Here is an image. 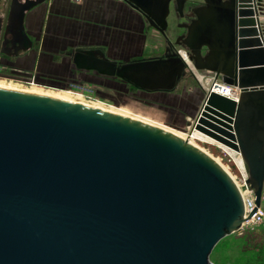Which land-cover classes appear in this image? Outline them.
<instances>
[{"label": "water", "instance_id": "water-1", "mask_svg": "<svg viewBox=\"0 0 264 264\" xmlns=\"http://www.w3.org/2000/svg\"><path fill=\"white\" fill-rule=\"evenodd\" d=\"M45 1L8 0L5 24L15 21L28 41L24 18ZM122 1L165 36L171 0ZM202 1L182 37L188 60L242 94L239 103L207 94L189 132L240 155L260 207L264 47L249 0ZM176 3L182 12L185 0ZM89 61L76 55L74 63L149 93L173 91L188 68L180 53L122 67ZM246 219L229 175L180 138L109 112L0 89V264H213L215 247Z\"/></svg>", "mask_w": 264, "mask_h": 264}, {"label": "rangeland", "instance_id": "rangeland-1", "mask_svg": "<svg viewBox=\"0 0 264 264\" xmlns=\"http://www.w3.org/2000/svg\"><path fill=\"white\" fill-rule=\"evenodd\" d=\"M259 3L264 14V0ZM197 5L201 3L190 0L187 6ZM259 18L264 28V15ZM167 23V39L188 64L171 92H145L116 77H102L74 67V53L88 48H102L110 61L122 64L164 54L167 44L162 35L122 0H47L28 12L26 27L37 41L35 48L17 61L0 60V88L95 108L185 139L204 104L207 80L212 75L196 71L185 47L177 45L178 38L186 35L183 25L188 21L179 17L174 1ZM191 143L237 183L248 175L246 167L236 162L241 157L235 152H225L201 139ZM262 207L264 210V192ZM210 261L264 264V224L246 226L225 237L213 250Z\"/></svg>", "mask_w": 264, "mask_h": 264}, {"label": "flooded vegetation", "instance_id": "flooded-vegetation-1", "mask_svg": "<svg viewBox=\"0 0 264 264\" xmlns=\"http://www.w3.org/2000/svg\"><path fill=\"white\" fill-rule=\"evenodd\" d=\"M172 1H174L175 4H176L177 14L181 18L187 19L188 25H190L191 22L196 19L194 11L196 9H199V8L204 6V3H203L202 0H196L197 2H200L201 5H197V6H194V7L187 6L188 2L190 0H185L182 12H178V6H177V3H176V0H171L170 1V5H171ZM224 1H226V0H224ZM258 1H260V0H252V8H253V10L255 12V17H256L257 22L259 21L258 14L256 12L257 9L259 10ZM4 17H5V15L0 17V60H7V61L14 60V61H17L19 59L24 58V56L29 51L33 50L35 48V42H37V41H35V39L31 36V34H29L28 28L26 27L27 14H26V16L24 18V34L28 38V41L24 40L19 35V29H18V25L16 24V22L12 21V25L8 26L4 22ZM186 25L187 24L183 25V27L185 28ZM258 32H260V30H258ZM259 35H260L261 43L263 44L264 37L261 36V33H259ZM162 37H163V39H165L166 44H167V46L165 48V51H164V54L162 56L154 57L152 59L166 60V59L171 58L173 54L179 53L176 50V48L174 47V45L171 42H169V40L166 37V34H165V36H162ZM182 37H184V36H182ZM182 37H179L178 40L176 41L178 46H181V45L183 46V38ZM29 41L31 43V47L28 50H26V51H22L21 49L24 48L25 46H27ZM206 53H207V51L205 49H203L202 50V55L204 56V55H206ZM76 55H80L82 57L84 56L88 60H91V61H89V65L90 66L94 65L93 61H95V60L96 61L97 60H106V61L112 62V61H110L107 58L106 54H104V50L102 48H88V49H83V50H77L74 53L73 58H72V63H73L74 67L77 70H79V69L77 68L76 64L74 63ZM149 59H151V58H149ZM149 59H142V60L132 61V62H130L128 64L139 62V61H144V60H149ZM112 63H114L116 65V67H122L123 65H126V64H122V63H116V62H112ZM81 71L93 72V73H96V74H98V75H100L102 77H108V76H105V75H101L98 72L93 71V70H89V71L81 70ZM111 78H113V77H111Z\"/></svg>", "mask_w": 264, "mask_h": 264}, {"label": "built area", "instance_id": "built-area-1", "mask_svg": "<svg viewBox=\"0 0 264 264\" xmlns=\"http://www.w3.org/2000/svg\"><path fill=\"white\" fill-rule=\"evenodd\" d=\"M257 30H260L261 36L264 37V28L261 26L260 22H259V27L257 28ZM210 74L212 75V77L207 80V84H209V87L206 90V95L209 93H215V94L220 95V96L224 95L223 97L228 98V96L226 94L228 89L231 93H237V91L239 90V89L237 90L236 87L232 88V87L225 85L221 81V79L218 80V78H216L215 74H213V73H210ZM243 165H244V163H243ZM247 181H248V175L246 173L245 179L240 180L239 183H237L240 186V188L243 192V195H244V199L243 198L242 199H243L244 208H245V219L250 215V213L252 212V210L254 208H256L257 210L251 219L248 218L245 220L241 229L246 227V226H260V225L264 224V210L262 207L263 196H262V201H261L260 207H257L255 204V197L253 195V192L250 190V188L247 184Z\"/></svg>", "mask_w": 264, "mask_h": 264}, {"label": "bare ground", "instance_id": "bare-ground-1", "mask_svg": "<svg viewBox=\"0 0 264 264\" xmlns=\"http://www.w3.org/2000/svg\"><path fill=\"white\" fill-rule=\"evenodd\" d=\"M249 5H250V8L252 9V11H253V18L256 20V17H255V12H254V10H253V8H252V0H249ZM257 14H258V19H259V17L260 16H262V14H261V12H260V10H258L257 9ZM256 26H257V28L259 27V21L257 22V20H256ZM260 33V32H259ZM262 47H264V42H263V44H262ZM185 61L187 60L186 59V57L185 56H183L182 57ZM0 89H2V88H0ZM237 90H238V88H237ZM11 91V90H10ZM241 91V90H240ZM239 90L237 91V93H231L230 91H229V89L227 90V96H228V98L230 99V100H232V101H234L235 103H239V101H240V98H241V94H242V91L240 92ZM17 92H19V91H17ZM22 93H24V92H22ZM30 94V93H29ZM33 95H36V94H33ZM41 96V95H40ZM224 96V95H223ZM45 97V96H44ZM50 98V97H49ZM53 99H55V98H53ZM59 100V99H58ZM63 101V100H62ZM66 102H68V101H66ZM70 103H72V102H70ZM74 104H76V103H74ZM83 106V105H82ZM95 109V108H94ZM151 126V125H150ZM157 128V127H156ZM159 129V128H158ZM177 137V136H176ZM178 138H180V137H178ZM181 140H183V141H185V142H187V143H189L190 145H192L193 147H195L192 143H191V141L192 140H196V139H201V141H205L206 143H208V144H212V145H216L218 148H220V149H222L223 151H225V152H229V153H231V154H234V152L233 151H231L230 149H227L226 147H224V146H222V145H220V144H218V143H216L215 141H213V140H211V139H208L207 137H205V136H203L202 134H200V133H198V132H193V133H188L187 135H186V137H185V139H182V138H180ZM195 148H197V147H195ZM198 149V148H197ZM201 151V150H200ZM235 155V154H234ZM232 158V157H231ZM212 159V158H211ZM235 162V161H234ZM236 162L238 163V165L240 164L241 166H243V161H242V159L240 158V159H238V160H236ZM236 164V163H235ZM234 180V181H233ZM233 182H235L234 184H235V186L237 187V189H238V191H239V193L241 194V196H242V198L244 199V195H243V192H242V190H241V188H240V186L237 184V182L235 181V179L233 178Z\"/></svg>", "mask_w": 264, "mask_h": 264}, {"label": "crops", "instance_id": "crops-1", "mask_svg": "<svg viewBox=\"0 0 264 264\" xmlns=\"http://www.w3.org/2000/svg\"><path fill=\"white\" fill-rule=\"evenodd\" d=\"M23 2V0H18ZM7 2L8 0H0V17L4 16L7 10Z\"/></svg>", "mask_w": 264, "mask_h": 264}]
</instances>
